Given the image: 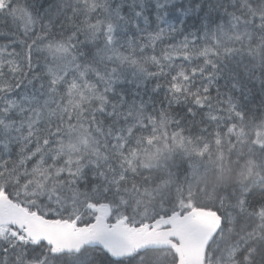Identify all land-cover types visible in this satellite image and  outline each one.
I'll list each match as a JSON object with an SVG mask.
<instances>
[{
  "label": "trees",
  "instance_id": "16d2710c",
  "mask_svg": "<svg viewBox=\"0 0 264 264\" xmlns=\"http://www.w3.org/2000/svg\"><path fill=\"white\" fill-rule=\"evenodd\" d=\"M45 2L52 6L37 17L52 27L44 36L22 35L15 24L0 32L12 65L35 86L25 89L37 95L17 131L3 130L0 111V194L79 226L99 215L138 225L196 207L216 211L223 224L205 264H264V0ZM163 17L181 23L176 33L138 47L133 63L114 74L111 51L99 50L107 29L120 21L145 39ZM38 36L58 39L60 60L82 71L46 82L49 57L30 50ZM5 69L11 91L4 101L23 89ZM48 91L52 113L44 107ZM186 141L204 147L195 166ZM177 261L171 248L121 260L98 247L65 254L0 227V264Z\"/></svg>",
  "mask_w": 264,
  "mask_h": 264
},
{
  "label": "water",
  "instance_id": "95a60500",
  "mask_svg": "<svg viewBox=\"0 0 264 264\" xmlns=\"http://www.w3.org/2000/svg\"><path fill=\"white\" fill-rule=\"evenodd\" d=\"M222 219L217 213L198 209L185 216L178 213L141 227L108 224L104 217L89 226L77 222L46 219L0 195V227L16 228L27 239L41 242L55 251L78 254L84 247H99L120 260L147 249L169 247L179 264H205L208 247L217 234ZM168 227L167 230H161Z\"/></svg>",
  "mask_w": 264,
  "mask_h": 264
},
{
  "label": "rangeland",
  "instance_id": "374dc122",
  "mask_svg": "<svg viewBox=\"0 0 264 264\" xmlns=\"http://www.w3.org/2000/svg\"><path fill=\"white\" fill-rule=\"evenodd\" d=\"M4 1L5 0H0V5H3ZM30 2L35 5V0H30ZM117 5H118V3H117ZM116 25L114 24L109 29H107L106 34H103V36L101 38L102 42L106 40V43H109L113 38V33L116 31V29L118 27V37H117L118 43H117V45L113 44L112 46L107 47L105 50V52H107V51H111L114 48L115 51L118 53L117 56L119 57V62H117V58H115L114 63H113L115 71H117L118 68H120L123 65L128 66L131 63H133V61L135 59V55H136L135 51L138 47H141L140 45H142L143 48H145L146 46H148L149 43H152L151 47L154 48L156 45H154L153 42H156L161 37L169 36V35L175 33L176 29L178 28V25H176L174 23L169 24L171 27L162 25V28L160 29V31L156 35L150 36L146 39H142L140 36L128 35L126 33L128 27L123 22H117ZM18 26H19V29L22 30L23 32L26 31V25H25V22L23 20H21L19 22ZM36 39L31 40L29 44L34 42ZM9 54H11V51L0 49V67H2V65L4 63L3 62V56L4 55L9 56ZM67 67H68V64L66 62L61 63V64H57L55 66V70H53L52 74H50L47 77V80L48 81L57 80L56 77L53 75H58L60 73H63ZM59 68H60V71H58ZM14 71H16V70H14ZM68 71L71 72L70 77H73L76 74H79L82 71V68L79 65H73V66L68 67ZM31 100H32V98L28 99V101H30V102H31ZM50 105H46L44 107H45L46 111H51V113H52L53 111L51 110L52 108ZM8 106L15 109L17 104L14 103V101H11ZM58 110H59V107L57 108L56 111H58ZM105 137H107V127H105L103 130L102 138H105ZM83 138L86 141V137L83 136ZM137 143H138V141H137ZM219 143H220V140L217 142V144H219ZM86 144H87V142H86ZM185 144L187 147L189 158L191 159V165L195 166V164L198 162L199 158L203 155V153H198L199 149H198V147H196L194 145V143L186 141ZM72 160H74V159L68 158L66 161L69 163L70 162L73 163ZM78 162H80L79 158H77L75 163H78ZM162 219H165V217L156 218L154 222H156L158 220H162ZM167 229H169V228L165 227V228H162L161 230H167ZM176 264H179V260L177 261Z\"/></svg>",
  "mask_w": 264,
  "mask_h": 264
}]
</instances>
